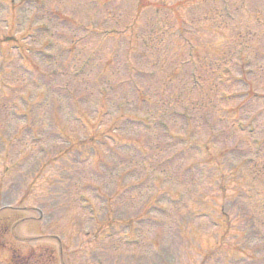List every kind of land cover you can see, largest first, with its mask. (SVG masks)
I'll use <instances>...</instances> for the list:
<instances>
[{"label":"rangeland","instance_id":"rangeland-1","mask_svg":"<svg viewBox=\"0 0 264 264\" xmlns=\"http://www.w3.org/2000/svg\"><path fill=\"white\" fill-rule=\"evenodd\" d=\"M146 1H183L178 20L159 28L154 18L170 24L172 11L147 8L134 21L137 0H0V264H20L26 244L34 250L28 264H264L253 236L248 252L236 244L251 233L249 220L264 228V0ZM88 58L85 75L84 65L68 81L77 97L45 87ZM124 64L132 68L122 81L110 70ZM139 81L143 95L129 91ZM105 82L116 89L104 105ZM76 100L84 127L97 122L105 132L96 129L101 141L88 144ZM184 122L186 144V131L164 127L184 129ZM215 127L208 151L203 139ZM198 142L202 159L217 162L206 167L196 158ZM239 191L248 199L232 202ZM218 194L226 199L221 209ZM191 210L221 229L206 219L182 223ZM218 244L219 252L208 251Z\"/></svg>","mask_w":264,"mask_h":264},{"label":"trees","instance_id":"trees-1","mask_svg":"<svg viewBox=\"0 0 264 264\" xmlns=\"http://www.w3.org/2000/svg\"><path fill=\"white\" fill-rule=\"evenodd\" d=\"M145 3H146V2H145ZM145 3H144V4H145ZM141 4H143V2H142ZM147 4H148V3H147ZM142 6H143V5H142Z\"/></svg>","mask_w":264,"mask_h":264}]
</instances>
